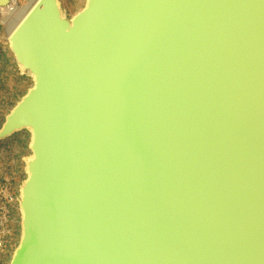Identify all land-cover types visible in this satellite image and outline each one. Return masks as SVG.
<instances>
[{"label": "water", "instance_id": "95a60500", "mask_svg": "<svg viewBox=\"0 0 264 264\" xmlns=\"http://www.w3.org/2000/svg\"><path fill=\"white\" fill-rule=\"evenodd\" d=\"M8 46V264H264V0H38Z\"/></svg>", "mask_w": 264, "mask_h": 264}, {"label": "rangeland", "instance_id": "374dc122", "mask_svg": "<svg viewBox=\"0 0 264 264\" xmlns=\"http://www.w3.org/2000/svg\"><path fill=\"white\" fill-rule=\"evenodd\" d=\"M85 1L86 0H60L63 9L70 16L74 15L76 12L81 10V8L85 4ZM3 15L4 12L0 11V47H2L3 50L6 51L7 56L11 58V62H14L13 56L9 51L7 38H5L7 36L6 29L4 27V24L2 23ZM14 74L20 76L16 64L13 68L10 66H5V62L3 61L2 57H0V99H4L8 95L15 93L22 88L26 92V90L32 85V82L28 77H25L26 79L22 83L20 82V84L18 81L14 80ZM18 98H20V96ZM12 107H9L6 111H4L3 120L0 122V127L4 121L5 115L9 112ZM17 134L19 135H13L12 137L0 142V171L6 177L12 179L19 189L20 183L25 177L23 160L30 154V151L28 149L29 134L25 131ZM19 237L20 216L18 210L14 222L13 247L8 249L7 253H10L6 257L8 258L6 260V262L8 261L6 264H8L11 259L12 253L18 244Z\"/></svg>", "mask_w": 264, "mask_h": 264}, {"label": "built area", "instance_id": "2783aa9c", "mask_svg": "<svg viewBox=\"0 0 264 264\" xmlns=\"http://www.w3.org/2000/svg\"><path fill=\"white\" fill-rule=\"evenodd\" d=\"M4 8V7H3ZM0 11L3 12V10ZM18 186L0 171V254L13 247L14 222L18 213Z\"/></svg>", "mask_w": 264, "mask_h": 264}, {"label": "bare ground", "instance_id": "6f19581e", "mask_svg": "<svg viewBox=\"0 0 264 264\" xmlns=\"http://www.w3.org/2000/svg\"><path fill=\"white\" fill-rule=\"evenodd\" d=\"M38 0H8L6 6L0 7L4 15L2 23L6 29L7 42L15 28L23 20V18L35 6Z\"/></svg>", "mask_w": 264, "mask_h": 264}, {"label": "trees", "instance_id": "16d2710c", "mask_svg": "<svg viewBox=\"0 0 264 264\" xmlns=\"http://www.w3.org/2000/svg\"><path fill=\"white\" fill-rule=\"evenodd\" d=\"M0 57H2L3 61L5 62V66H10V67H15L14 62H11V58L9 56H7V53L5 50H3L2 47H0ZM26 78L23 76H17L14 74V80L18 81L19 83L23 82ZM20 83V84H21ZM24 89H19V91L8 95L7 97H5L4 99H0V122L3 120V113L4 111H6L9 107H12L15 105V103L20 99L18 98L19 96L21 97L24 94ZM19 134H16L14 136H18ZM12 251V250H11ZM10 253V252H9ZM7 253L6 255H2L0 254V264H6V260L8 258H6L8 256Z\"/></svg>", "mask_w": 264, "mask_h": 264}]
</instances>
